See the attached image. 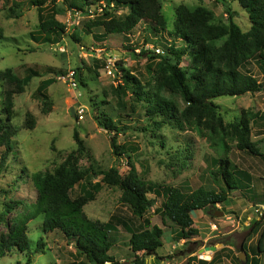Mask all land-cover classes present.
Masks as SVG:
<instances>
[{
    "label": "rangeland",
    "instance_id": "374dc122",
    "mask_svg": "<svg viewBox=\"0 0 264 264\" xmlns=\"http://www.w3.org/2000/svg\"><path fill=\"white\" fill-rule=\"evenodd\" d=\"M33 1L37 0H0V74L9 68L20 78H24L29 69L38 74L25 88L24 93L14 96L15 106L11 120H7L3 111V91L7 87L0 79V124L7 122L16 131L12 139L15 144L14 151L3 165L5 148L0 149V216L3 218L0 219V239L8 234V226L14 218L26 216L32 210L31 206L37 199L32 175L53 173L79 147L74 139L75 131L84 143L79 168L82 172L89 170V173L70 191V196L76 199L94 192L92 186H100L94 199L84 207V211L92 221L113 222L116 231L110 235L113 246L109 251V255L114 258L112 264H131L133 261H130L132 253L127 248L131 235L119 223V219L131 224L134 230H139L145 220L167 229L160 216L164 198H158L151 193L149 197L155 199L154 206L142 219L136 218L129 206L122 202L123 190L104 182L102 176H98L101 171L117 168L124 177L129 174L131 163L139 177L147 182L178 187L183 192H193L202 186L220 192L223 181L220 176L216 178L214 173L220 167L219 160L228 157L232 162L231 170L238 178V189L230 191L231 197L241 193L246 197L256 196L260 182L264 183V180L260 181L264 179L263 159L246 151H238L236 142L230 139L226 141L229 145L228 152H223L219 142L212 148L207 135H201L197 129L186 125L180 130L177 121L181 119L187 103L179 94L161 91V96L176 104L178 114L174 119L160 115L149 117L146 111L148 103L139 100L135 87L132 84L126 87L123 79L125 70L141 82L144 91H156L159 60L151 61V54H169L172 45L174 49L185 47L183 41L170 32L174 30L177 8L180 5L192 10L205 7L213 12L214 24L224 25L230 23L227 11L231 8L234 13L233 21L243 31H248L251 26L248 13L237 1L226 0L227 4L223 5L214 0H159L167 20V32H155L149 23L142 22L129 34L108 35L105 38H101L104 36L102 27L93 28L89 32L85 26L89 21L103 19L107 9L105 2L91 6L89 15H82L79 10L74 16V9L69 8L62 0L56 3L60 10L56 15L53 14L52 4L40 8L33 5ZM102 8L103 11H100ZM126 12L127 9L114 13L120 17L127 14ZM52 15L66 26V33L59 41L49 42L48 36L39 32V26L41 16ZM74 34H78L76 36H79V41L72 38ZM169 58L172 64H179L181 68L188 69L191 66L188 55L183 56L180 62L173 55ZM109 60L115 62L116 72L113 75L107 72ZM258 66L256 61H252L248 68L264 85V71ZM78 67L82 72V82L75 77ZM48 80L53 82L47 89L46 106L38 96V88ZM73 82L77 84L76 87L72 85ZM213 102L218 106L217 115L223 118L225 124L233 122L241 115L242 110L259 113V118L252 122V141L264 152V138L258 137L262 133L260 130L264 131V88L258 93L240 97L225 96ZM72 108L75 109V117L72 116ZM80 108L85 111L83 119L77 116V109ZM103 113L111 116L120 128L128 127L117 138V151L112 147L113 135L99 125ZM28 114L33 116L34 129L27 128ZM158 123L162 125L160 128ZM257 201L259 200L255 198V202ZM15 202L19 204L14 205L11 212L5 213L6 204ZM231 205H235V208H231ZM248 205L254 216V205ZM245 207L246 204L236 206L228 198L225 203L210 207L225 211V216L216 217L211 212L210 217L222 229L227 224H232V218H239ZM191 215L196 220V212ZM43 221V217L28 221L27 235L31 241V250H10L0 258V264H67L73 261L86 263V258L77 254L74 243L63 232L44 231ZM173 228L174 231L170 229L171 232L165 233L164 251L159 253L161 258L156 256L157 261L160 259L161 262L163 258L171 260L179 254L175 250L172 255L167 248L172 231L175 237L180 236V228ZM263 231L264 223L244 242H250V258L253 250L258 252L257 241ZM253 236L256 237L252 241L250 239ZM243 238L236 234L226 239L241 246ZM198 244L199 242L194 246L198 247Z\"/></svg>",
    "mask_w": 264,
    "mask_h": 264
},
{
    "label": "trees",
    "instance_id": "16d2710c",
    "mask_svg": "<svg viewBox=\"0 0 264 264\" xmlns=\"http://www.w3.org/2000/svg\"><path fill=\"white\" fill-rule=\"evenodd\" d=\"M59 0H37L32 4L40 8L52 4L53 14L60 13L56 3ZM74 9V14L79 10L89 15V8L100 2L107 4L103 19L89 21L85 26L91 32L93 28L102 27L105 38L108 35L129 34L142 22L151 25L155 32H167V20L162 12V3L159 0H62ZM216 3L227 4L226 0H214ZM248 13L251 23L248 31L233 21V12L228 9L229 25L214 24V14L205 7L190 9L185 5L177 8V16L174 30L171 34L183 41L185 47L174 49L164 54L152 53L151 61L157 63L158 74L156 76V91H144L141 82L124 71L126 87L133 85L135 94L139 100L146 101L147 115L168 116L170 120L178 114L176 104L161 96L162 90L172 94L181 95L187 103L182 112L181 119L177 121L178 128L183 130L186 125L197 131L211 142L212 148L219 142L223 152H228V139L236 142V148L246 151L251 155L259 156L264 160L262 152L256 142L252 141V122L259 118V113L250 110H242L241 115L233 122L225 124L222 117L217 115L218 106L213 102L215 99L225 96L240 97L249 93L261 92L264 85L252 74L248 65L252 61L258 63V68L264 71V0H234ZM113 6L114 8H111ZM128 10L127 14L117 17L114 12ZM83 15V14H82ZM19 16V15H18ZM39 32L48 36L47 41H59L66 33V26L56 20L54 16H41ZM78 35V34H76ZM75 34L73 39L79 41ZM53 37L55 39H53ZM173 55L180 62L181 58L188 55L191 66L188 69L181 68L179 64H172L169 56ZM37 72L29 69L24 78L14 74L11 68L0 74V79L7 88L3 91V111L7 120H11L14 110V96L22 94ZM80 67L75 72L76 79L82 82ZM53 80H48L38 88V96L48 106L47 89ZM153 93V94H152ZM152 94V96H151ZM103 119L99 125L108 133L112 134V147L117 151V138L126 132L128 127L120 128L114 119L103 113ZM27 128L34 129L33 116L27 115ZM99 118V117H98ZM97 118V119H98ZM158 128L162 125L157 124ZM206 131V132H204ZM16 134L12 125L0 124V149L5 148L2 165L9 154L14 151L13 137ZM74 139L79 147L72 152L53 173H36L32 175V181L37 189V199L31 206L28 215L14 218L8 226V234L0 239V258L10 250L17 249L22 252L31 250V241L27 235L28 221L43 217V228L46 232L60 230L66 238L74 243L77 254L86 258L83 261H73L67 264H112L114 258L109 255L113 246L111 233L116 228L112 221L101 223L92 221L84 211V207L94 199L95 193L100 189L94 185V192H89L76 199H72L70 191L84 180L86 172L79 168V161L84 153V143L75 131ZM119 155V154H118ZM220 167L214 173L220 176L225 188L220 192L208 190L204 186L193 192H183L180 188L169 185H158L147 182L139 177L137 170L130 163V172L122 177L117 168L101 171L98 176L109 185L118 186L123 190L122 202L129 206L133 216L142 219L151 207L155 199L149 197L153 193L156 197L164 198L160 211L163 225L171 222L180 228V236L176 239L188 241L198 235L194 227L192 213L197 210H207L216 204L225 203L231 190L238 189V178L232 172V162L228 157L221 158ZM92 170V169H91ZM228 190V191H227ZM13 204H6L5 213L14 209ZM4 215V214H1ZM0 219H3L0 216ZM125 230L130 233L129 247L135 258L131 264H146V257L156 256L163 246L164 230L158 225H151L145 220L139 230H134L131 224L119 219ZM264 223V215L255 221L248 236L255 234ZM262 232V231H261ZM42 241V240H41ZM242 248L246 250L245 244ZM38 249V248H36ZM41 249V248H39ZM255 256L245 264H260L256 258L264 252V231L258 238ZM142 253L141 256L138 254ZM239 261V260H238ZM240 262V261H239ZM242 264V263H240Z\"/></svg>",
    "mask_w": 264,
    "mask_h": 264
},
{
    "label": "crops",
    "instance_id": "0c3cea01",
    "mask_svg": "<svg viewBox=\"0 0 264 264\" xmlns=\"http://www.w3.org/2000/svg\"><path fill=\"white\" fill-rule=\"evenodd\" d=\"M260 131L262 133L258 137L262 139L264 138V131L262 130ZM263 180L264 179L262 180L260 179V181H263ZM250 184H253V189H254V183L251 181ZM221 186L225 188L224 182L223 184H221ZM211 190H213V188H211ZM255 198H257V200L259 201L255 202ZM229 199H230V202H234L236 206L238 204L239 205L246 204V207L241 211L242 215L236 219L232 218V221H231L232 224L230 225H233V227L227 224V227L221 229V228H218L217 225H215V223L212 221L210 217V213L214 212L215 214L217 210L219 209L208 208L207 210H197L196 220L194 219V217L192 218L194 220V223L196 222V226L194 227L198 230V235L195 237H192L188 241H186L185 239H181L179 242H176L177 237H175L173 233V231L175 230L173 227L175 226H173L171 222H167L165 227H167V229L169 230L163 229L164 236L166 235L165 233L170 231V229L173 230L171 233V239H170L171 241L169 242V245L167 244V248L169 249V252L172 253V255L175 250L178 251L179 254L177 253V255H175L171 260H168V259L165 260V258H163L161 262H160V259H158L157 261L156 256L161 258L159 256V253L160 251H164V244L166 243L165 242L166 240L165 241L163 240V246L158 250L157 255L156 256L153 255L154 257L153 256L146 257L145 259L146 264H240V263L245 264L246 262L245 263L241 262L238 256L240 252L242 251V245H244V242L246 241V239L250 237L248 236V233L251 231L253 224L255 223V221L259 220V217L257 214H255L254 216L252 215V212L250 211V207L248 203L253 204L255 209L260 206H264V183L260 182V188L255 197H246L245 194L241 193V194H236L235 197H231V194H230ZM223 206L225 205L223 204ZM230 207L235 208V205H231ZM222 212H225V211H222ZM224 216H225V213H224ZM235 222H236V226H235ZM153 225H156V224H153ZM212 225H215L218 228V230L213 228ZM200 226H204V227L201 228ZM201 230H202V233H201ZM175 234H178V233H175ZM236 234H239L240 237H244L243 243L241 244V246H237L234 242L227 240L230 237V235L233 236ZM164 236H163V239H164ZM256 236H253L254 238L251 237L252 239L250 240L253 241ZM197 242H199L198 244L199 246L195 247L194 244ZM247 242L245 243L246 250L245 249L244 250L247 252L249 256L248 247L250 248V244H249L250 242L249 243ZM127 248L132 253L129 245H127ZM255 254L257 253L253 250L251 258H253ZM138 255L141 256L142 253H139ZM134 258H135V255L134 253H132L130 261L134 260ZM256 258L259 260L260 264H264V252H262L261 254H258Z\"/></svg>",
    "mask_w": 264,
    "mask_h": 264
},
{
    "label": "built area",
    "instance_id": "2783aa9c",
    "mask_svg": "<svg viewBox=\"0 0 264 264\" xmlns=\"http://www.w3.org/2000/svg\"><path fill=\"white\" fill-rule=\"evenodd\" d=\"M100 11H103V8L102 9H100ZM78 12H76L75 14H74V16L77 14ZM81 14H83L82 12H81ZM107 72H108V74L109 75H113V74H115V72H116V69H115V62H113V61H110L109 60V62L107 63ZM73 75V74H72ZM73 80V79H72ZM74 87H76L77 86V84L75 83V82H73V84H72ZM84 109L83 108H80L79 110L77 109V116H78V118L79 119H83L84 118ZM255 212H256V214H258V216L261 218V217H263V215H264V206H260L259 208H256V210H255ZM213 226V228H217L215 225H212Z\"/></svg>",
    "mask_w": 264,
    "mask_h": 264
},
{
    "label": "water",
    "instance_id": "95a60500",
    "mask_svg": "<svg viewBox=\"0 0 264 264\" xmlns=\"http://www.w3.org/2000/svg\"><path fill=\"white\" fill-rule=\"evenodd\" d=\"M71 113H72V116L75 117V109L74 108L71 109ZM215 216L216 217H223L224 212L217 210V212L215 213ZM213 249H215V248H213ZM238 258L243 263L247 262V260H248V254L243 248H242V251L240 252Z\"/></svg>",
    "mask_w": 264,
    "mask_h": 264
},
{
    "label": "clouds",
    "instance_id": "9594fccd",
    "mask_svg": "<svg viewBox=\"0 0 264 264\" xmlns=\"http://www.w3.org/2000/svg\"><path fill=\"white\" fill-rule=\"evenodd\" d=\"M75 114H76V112H75ZM259 208V207H258ZM258 215V214H257ZM259 217V216H258ZM259 219H260V217H259ZM217 230H218V228H216ZM107 264H110V263H107Z\"/></svg>",
    "mask_w": 264,
    "mask_h": 264
}]
</instances>
